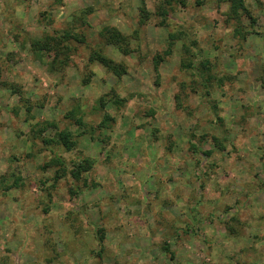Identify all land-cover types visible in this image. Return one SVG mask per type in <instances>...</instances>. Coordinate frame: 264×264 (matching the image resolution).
I'll return each mask as SVG.
<instances>
[{
  "label": "rangeland",
  "instance_id": "374dc122",
  "mask_svg": "<svg viewBox=\"0 0 264 264\" xmlns=\"http://www.w3.org/2000/svg\"><path fill=\"white\" fill-rule=\"evenodd\" d=\"M242 2L0 0V264H264V0ZM64 30L62 64L33 42Z\"/></svg>",
  "mask_w": 264,
  "mask_h": 264
},
{
  "label": "trees",
  "instance_id": "16d2710c",
  "mask_svg": "<svg viewBox=\"0 0 264 264\" xmlns=\"http://www.w3.org/2000/svg\"><path fill=\"white\" fill-rule=\"evenodd\" d=\"M230 1V9L231 11L237 12L238 10L242 9V10H246V7H244V4L242 2V0H229ZM62 34L59 35H52V36H48V37H44L42 39H37L33 42L34 46H38V48H41L42 45L45 47H48L49 43H48V39L52 40L53 42H56L55 40H58L59 45H61V48L58 49V51L54 52V55L52 58H57V53H59L60 55L58 56V62L65 64L66 63V52L63 50L64 48H66L67 46L63 43V41H65V37H69V33L67 31H63L61 32ZM55 39V40H54ZM109 39L113 41V43L118 47L123 49L118 42L122 39H124V37L120 34H118L116 31H113L112 33L109 34ZM94 53V52H93ZM95 54V53H94ZM96 56V55H95ZM98 59L100 60V62H105L104 57H102L101 55L98 57ZM102 103V102H101ZM73 121L75 124H82L83 121L81 119L80 116H75L73 118ZM48 125L53 126V123H48ZM55 137L53 138V140L57 143L62 145L65 149L69 150L72 149L75 144H76V140L75 138L72 136V133L69 129H58L55 133ZM51 140V138H45L43 139V141L45 143H48ZM52 160V159H51ZM53 160L58 163L61 164L60 169L62 170V172L66 169L69 168V174L71 175V177L73 178H79L80 177V173L83 170H86L89 167V164L91 162V159L88 157H82L80 161L77 162H73V161H69V163H67L66 165H64L63 161L58 157L55 156L53 158ZM66 167V168H65ZM66 171V170H65ZM101 237V235H100Z\"/></svg>",
  "mask_w": 264,
  "mask_h": 264
}]
</instances>
